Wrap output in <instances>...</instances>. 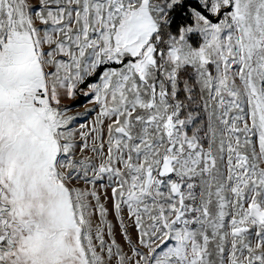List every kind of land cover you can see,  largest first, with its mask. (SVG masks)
I'll return each mask as SVG.
<instances>
[{
  "label": "snow or ice",
  "instance_id": "obj_1",
  "mask_svg": "<svg viewBox=\"0 0 264 264\" xmlns=\"http://www.w3.org/2000/svg\"><path fill=\"white\" fill-rule=\"evenodd\" d=\"M0 264H264V0H0Z\"/></svg>",
  "mask_w": 264,
  "mask_h": 264
}]
</instances>
